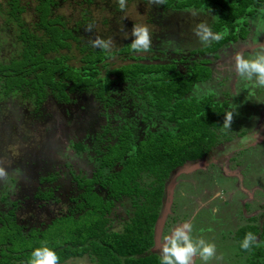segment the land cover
<instances>
[{"label": "rangeland", "instance_id": "obj_1", "mask_svg": "<svg viewBox=\"0 0 264 264\" xmlns=\"http://www.w3.org/2000/svg\"><path fill=\"white\" fill-rule=\"evenodd\" d=\"M58 1L55 14L74 27V36L82 37L93 50L117 52L130 42L136 43L137 27L147 28L148 46L137 45L133 54L115 55L98 64V79H114L107 74L108 70L132 62V58L172 65L184 78L190 75L194 62L209 72L208 79L193 84L186 98L201 102L210 97V108H218L225 102V112L231 114V120L227 126L226 118L218 123L214 132L216 145L205 158L183 161L162 182L161 206L153 226L154 244L150 251L161 257L167 243L164 237L188 222L191 231L181 230L196 249L190 264H245L246 256H241L234 234L250 225L260 233L264 228V85L260 84L258 74L238 70L236 58L264 56V3L253 15L237 20L236 26L223 25L219 33H214L212 28L225 10L222 12L210 3L199 8L176 9L166 8V0ZM34 6L32 0H19L17 7L22 10L14 14L17 17L14 23L8 15L11 7L7 0H0V58H11L15 53L21 29L32 31L35 27ZM85 10L88 13L85 22L77 26ZM200 25L208 27L213 35L202 39L197 35ZM241 25L246 37L230 40L210 54H201L217 41L214 36L218 35L220 40L231 32L238 35ZM75 43L71 42L69 50H59L53 57H66L65 64L80 69L83 64ZM149 76L153 75L141 76L134 84H113L103 99L97 96L98 85L94 84L68 92L67 103L49 92L38 110L14 97L2 101L0 215L12 210V219L25 233L44 229L54 219L67 215L77 217L83 193L77 186L79 180L91 179L96 171H101L103 180L122 169V163L100 167L106 147L118 144L119 135H127L133 153L149 133L159 136L174 132L176 125L163 116L151 94L146 95L142 89L143 80ZM48 176L51 181L43 182ZM137 183L145 191L159 186L155 177L147 173L141 174ZM47 191L52 193L49 199L38 196ZM94 192L112 203L106 215L111 230L123 232L134 215L132 200L141 202L142 195L133 193L131 197L112 199L99 185L94 186ZM207 244L214 245V252L204 261L199 252ZM256 245L264 246V240L258 237ZM65 264L92 263L84 256Z\"/></svg>", "mask_w": 264, "mask_h": 264}, {"label": "trees", "instance_id": "obj_2", "mask_svg": "<svg viewBox=\"0 0 264 264\" xmlns=\"http://www.w3.org/2000/svg\"><path fill=\"white\" fill-rule=\"evenodd\" d=\"M18 1L7 0L11 7L8 15L14 23H17L14 14L22 10L17 7ZM32 1L35 2L33 14L37 18L35 27L32 31L31 28L21 29L15 42V53L11 58H0V103L14 97L38 110L48 99L49 92L57 100L67 103L68 92L84 90L94 84L98 85L97 96L103 99L109 86L116 83L134 84L141 76L153 74L143 80L142 89L146 95L151 94L156 108L176 125V129L174 134L163 132L159 136L149 135L143 141L144 145L138 143L133 153L127 135H119L118 144L106 147L100 167L109 168L114 163H122V169L103 180L101 171L94 172L91 179L79 180L77 186L83 193L80 194L82 203L77 205L80 212L77 217L67 215L54 219L44 229H30L25 233L12 219V210L0 215V264H28L31 251L45 243L57 252L59 264L84 256H88L92 264H160V257L150 250L154 244L153 226L161 206L162 182L183 161H196L210 152L216 144L214 132L217 125L227 117V103L210 108V97L201 102L186 98L193 84L209 77L200 64H195L190 75L184 78L174 71L172 65L146 64L140 62L141 58H132V62L108 70L107 74L114 76V79L96 78L98 64L115 55L133 54L138 48H133L134 43L130 42L117 52L90 49L81 40L82 37L74 36L76 29L55 14L58 0ZM206 3L218 6L222 12L225 10V15L212 28L214 33H219L223 25L232 28L241 17L253 15L264 0H232L230 3L217 0H166L165 7L199 8ZM87 14L85 10L77 26L85 22ZM239 28L238 35L231 32L204 49L202 54L212 53L230 40L246 37V30L242 25ZM71 42H76L79 60L83 64L80 69L65 64L66 57H53L59 50H69ZM143 173L153 175L159 186L148 191L140 189L137 179ZM51 179L48 176L43 182H50ZM96 185L106 189L107 197L112 199L131 197L133 193L142 195L141 202L132 200L134 215L125 224L123 232H113L108 225L106 215L112 209V203L105 202L94 192ZM51 195L47 191L38 196L47 200ZM248 232L254 233V239L249 240L245 248L242 246L243 237ZM258 237L264 240V228L260 233L254 226H246L234 234L241 256H246L245 264H264V246L256 245Z\"/></svg>", "mask_w": 264, "mask_h": 264}, {"label": "clouds", "instance_id": "obj_3", "mask_svg": "<svg viewBox=\"0 0 264 264\" xmlns=\"http://www.w3.org/2000/svg\"><path fill=\"white\" fill-rule=\"evenodd\" d=\"M123 0H121V3ZM200 31L197 35H200L202 39H206L208 36L213 35L211 30L200 25ZM213 31V29H212ZM136 33L138 40L132 45L136 48L137 45L148 46L149 32L146 27H137ZM214 39L219 40V36H214ZM236 65L238 70H247L249 73L258 74L260 84L264 85V56H259L255 59H245L242 56L236 58ZM231 120V114H227V121ZM175 132V131H174ZM181 228L189 229L191 231L192 225L188 222L182 223L181 227L174 228L170 234L164 237L167 242L163 248V255L160 257V264H190V257L196 251L193 247L190 237L185 235ZM254 239V233L248 232L244 237L243 247L247 248L248 241ZM203 244V241L200 242ZM214 252V245L207 244L200 249V257L202 260L207 261ZM60 257L53 247L48 246L47 243L42 244L40 247L34 248L30 253L28 264H59Z\"/></svg>", "mask_w": 264, "mask_h": 264}, {"label": "flooded vegetation", "instance_id": "obj_4", "mask_svg": "<svg viewBox=\"0 0 264 264\" xmlns=\"http://www.w3.org/2000/svg\"><path fill=\"white\" fill-rule=\"evenodd\" d=\"M262 44H264V43H262ZM214 52H215V51H214ZM201 54H202V52H201ZM207 54H210V53H206V55H207ZM158 56H159V55H158ZM153 58H154V57H153ZM157 62H158V61H156V62H153V63H146V64H154V63H155V64H158ZM142 63H145V62H142ZM199 63H201V64H202L203 62H199ZM193 64L195 65L196 63L194 62ZM203 64H204V63H203ZM161 65H162V64H161ZM208 73H209V72H208ZM150 75H153V74H150ZM224 103H225V102H224ZM224 103L220 104L219 106H223V105H224ZM226 106H227V105H226ZM225 109H226V108H225ZM251 121H252V120H251ZM215 131H216V130H215ZM170 133L174 134V132H170ZM149 135H152V134H150V133H149V134L146 136V138H145V139H147ZM216 138H217V136H216ZM243 140H244V139H243ZM244 141H245V140H244ZM215 145H216V144H215ZM215 145H214V146H215ZM214 146H213V147H214ZM209 153H210V152H209ZM209 153H208V154H209ZM208 154H206V155L202 156V158H200L199 160H201V159L205 158V157H206ZM196 161H197V160H196Z\"/></svg>", "mask_w": 264, "mask_h": 264}, {"label": "bare ground", "instance_id": "obj_5", "mask_svg": "<svg viewBox=\"0 0 264 264\" xmlns=\"http://www.w3.org/2000/svg\"><path fill=\"white\" fill-rule=\"evenodd\" d=\"M251 226V225H250ZM242 228V227H241ZM237 232V231H236ZM261 236V235H260ZM237 237V236H236ZM239 237V236H238ZM243 237V236H242ZM244 238V237H243ZM241 247V246H240ZM258 249V248H257ZM250 253V252H249ZM251 254V253H250Z\"/></svg>", "mask_w": 264, "mask_h": 264}]
</instances>
